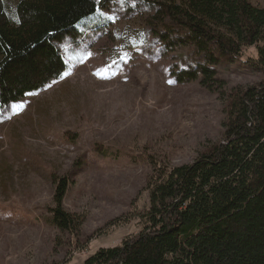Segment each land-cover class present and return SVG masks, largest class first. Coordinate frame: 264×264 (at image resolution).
<instances>
[{
	"label": "rangeland",
	"instance_id": "obj_1",
	"mask_svg": "<svg viewBox=\"0 0 264 264\" xmlns=\"http://www.w3.org/2000/svg\"><path fill=\"white\" fill-rule=\"evenodd\" d=\"M106 5L56 44L63 78L0 111V264H83L136 236L152 164L188 165L222 142L224 98L260 80L244 64L256 57L249 48L219 68L222 90L177 84L176 55H161L146 24L152 9ZM59 178L69 183L63 210L82 219L76 235L48 213Z\"/></svg>",
	"mask_w": 264,
	"mask_h": 264
},
{
	"label": "trees",
	"instance_id": "obj_2",
	"mask_svg": "<svg viewBox=\"0 0 264 264\" xmlns=\"http://www.w3.org/2000/svg\"><path fill=\"white\" fill-rule=\"evenodd\" d=\"M111 0H0V111L63 78L56 44ZM152 14L147 26L172 57L175 83L223 89V65L260 75L226 95L221 141L191 164H152L142 230L83 264H264V7L249 0H132ZM180 52V54L178 53ZM184 52V54H181ZM52 225L76 235L82 219L63 210L68 179L55 181Z\"/></svg>",
	"mask_w": 264,
	"mask_h": 264
},
{
	"label": "snow or ice",
	"instance_id": "obj_3",
	"mask_svg": "<svg viewBox=\"0 0 264 264\" xmlns=\"http://www.w3.org/2000/svg\"><path fill=\"white\" fill-rule=\"evenodd\" d=\"M14 107L22 108L23 106L22 105H15Z\"/></svg>",
	"mask_w": 264,
	"mask_h": 264
}]
</instances>
